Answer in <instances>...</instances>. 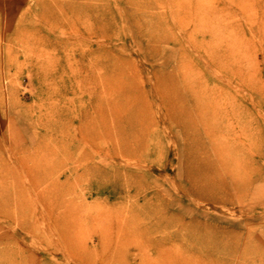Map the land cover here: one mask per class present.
<instances>
[{"label": "rangeland", "instance_id": "rangeland-1", "mask_svg": "<svg viewBox=\"0 0 264 264\" xmlns=\"http://www.w3.org/2000/svg\"><path fill=\"white\" fill-rule=\"evenodd\" d=\"M181 75L192 86L184 96L193 92L210 106L208 125L217 131L186 136L172 120L160 93ZM117 91L141 99L131 130L117 126L115 117L124 118L130 106ZM91 108L105 113L108 138L74 143ZM69 122L72 140L57 144L58 134L47 127ZM196 140L205 150L195 149ZM210 143L222 145L214 157L226 159L228 169L215 176V190L198 196L191 188L194 159L212 157ZM85 154L109 165L101 179H73ZM19 160L27 168L41 163L43 183L35 186ZM3 188L10 201L0 202V264H77L50 230L49 209L57 216L73 209L82 223L78 241L102 253L93 227L133 219L150 225L145 215L158 207L157 198L171 207L169 215L186 212L185 220L197 218L207 234L246 233L252 248L264 252V0H0ZM166 233L129 228L127 248L147 254L144 242ZM186 244L168 246L187 259L206 253ZM221 248L206 264H238L232 245Z\"/></svg>", "mask_w": 264, "mask_h": 264}, {"label": "bare ground", "instance_id": "bare-ground-1", "mask_svg": "<svg viewBox=\"0 0 264 264\" xmlns=\"http://www.w3.org/2000/svg\"><path fill=\"white\" fill-rule=\"evenodd\" d=\"M185 77L181 75V77H179L178 79L181 82L182 78H184L188 83L189 80H187V78ZM178 79H176L175 81L172 77L171 84L169 85L166 84L167 85L166 89H161V93H160L161 100L163 101L167 111H169L172 120H174L175 123H177L179 127H181L182 132L185 133L186 136L193 135V137L196 138V136L199 135V133L207 134L209 133V131H213L214 129L210 128L207 121V117L209 116V111L207 109L210 106L209 105L202 106L199 102L200 96L196 95L193 92L190 95L187 94V96H184L185 90L190 89V87L192 86L189 82L190 85L188 84L187 86L184 85L183 87H179L177 84ZM101 81L104 83L103 79ZM191 81L193 80L191 79ZM116 82H114L115 83L114 85H116L114 87L122 88L123 91H125L126 85L122 86L124 83L118 82V84H116ZM158 89L160 91V88ZM117 93L122 94V91H117ZM122 95L125 98L126 102L130 103V106L127 105L126 108H124V111L127 112V115L124 118L118 119V117H115V120L117 121V124H119L117 126L126 124V130H131L135 122L136 113L139 114L138 112H140L139 109H137L140 106L137 105L138 101L136 100V99H140V97L138 95H133V97H129L128 95L125 94V92H123ZM206 96L207 97H205V99L209 98V95ZM133 102L134 105H132ZM120 105L122 106V104ZM105 116L106 115L102 111V109L96 115L94 114L93 108H91V110L87 111L86 113H83L84 119L83 120L81 119L79 125L77 126V134L79 138L75 139L74 143H78L79 141H87L89 143L91 142L94 143L95 142L94 140H96L97 137H100V139L108 138L107 136L108 131L106 132L107 120H105ZM71 128H73L72 122L64 123L60 126H55L53 128L47 127L48 130L58 134L59 138L57 139V144L60 145L66 144L69 139L72 140L71 137L73 134H71L72 132ZM214 131H217V129ZM120 135L123 136V133L121 132ZM195 143H196V148H195L196 150H200V151L205 150V147L202 146L201 141L196 140ZM211 144L212 143H210V146L212 147L211 148L213 154L212 157L220 155L222 150L221 149L222 145L220 146L219 144H215L216 145L215 146ZM241 144L243 143L241 142ZM193 150H194V146H193ZM84 157L85 158L83 160L86 162V165L85 167L83 166L84 168H82L81 171H75V173L73 174L75 177L73 179H75V181L76 180L79 181L83 179L90 180L91 178H96V180L99 178L101 179L104 176V170L107 169L109 165L103 166L101 164L94 163V161L92 160L93 157L91 155L89 156V154H85ZM212 157L204 156L202 157L201 160H199L197 156L195 157L194 160L196 161L192 170L193 184L191 186V188L193 189V194L202 196L203 191L201 189L207 191L215 190L217 188L215 176L217 177V175H219V172L221 173L222 170L224 171L225 169H228V164H227L228 162L225 161L226 159L222 160L220 158L219 160L216 157L212 159ZM18 162L23 172L29 174L28 175L29 177L28 176L26 177L28 178L32 177L31 182L32 181H33L32 183L35 182L34 183L36 184L35 186H37V184H39L40 182L43 183V177L40 176L43 173V167L41 163L38 164L36 162V164L34 163L35 167L31 166L30 168H27V166L24 167V163L21 160H19ZM236 165H234V167ZM230 168L232 169V167ZM19 172H21V170ZM236 172L238 173L239 170ZM20 174L18 176L23 175ZM16 177L13 176V178L15 179ZM230 187L231 188L235 187L236 189L237 187L236 182L234 183L233 181V183L230 184ZM219 189H223V187L220 186ZM21 192H22V188H21ZM19 196L21 197L20 194ZM0 197H1L0 202L5 206H8L10 201L9 191L4 190L3 188L2 191H0ZM157 199L158 202L155 201V204L158 207H154L153 210H151L150 216L145 215V217L153 220L150 225L149 224L140 225L139 223H137L136 221L137 219H133L131 220L130 225L127 224L125 225V222L119 223L117 221L111 220L112 222H110L109 225H106V227L105 226L93 227L94 229L97 230V232L99 231V233H101L99 248L102 249V253H100L96 249L89 248L83 242L78 241L77 235H79V231H80L79 228H81L80 225L82 223H80L81 219H78V214L76 212L74 213L73 209L70 211V209L67 208L66 210L67 213H64L61 216H57L54 213H51L53 211L52 209H49L47 210L46 213L47 216H45V219L49 222L50 230L59 237V240L63 248L65 249V253L68 255V257L75 260L77 264H206V263H211L212 261H216V259L213 257H215V255H217L223 249L221 247L224 246L229 247L230 245H232V248L229 249L230 256L234 255L236 257L237 260L236 262H238V264H248L250 262L251 263L259 262V264H264V252L258 251L257 249L254 250L252 248L251 239H249L246 233L242 234V233L234 232L233 235H231V237L227 234L230 238L227 237L224 233L213 232L211 234H207V232H211L205 227L207 225L201 224L202 222L198 221L197 218L190 217L188 221L185 220L184 217L186 212L180 215H169L168 210L171 207L166 203L162 202L160 198ZM40 200L43 199L40 197ZM20 201L18 202L17 200L15 202L16 209L18 211H20L22 206H24V204L22 205ZM1 210L2 209L0 207V213ZM181 210L184 211L183 208ZM132 216H138V214L137 213L132 214L130 217L132 218ZM107 220H110V218H107ZM141 220L142 219H139V221ZM194 223H197L198 226ZM90 226L88 227L91 228ZM176 227H178L177 229H180L181 232L176 233L175 231ZM129 228L131 229V231H139V233H145V234L147 233L149 235H151V233H157V232L166 233L171 229L172 232L166 233V235H164L163 238L159 239V241L158 240L152 241L148 239L147 243L144 242L145 244H147V247L149 248L148 253L150 251L152 255L150 253L146 254V251H144V249L143 252L146 255L142 252H140L141 254L139 253L133 254L131 253L130 248H127L128 244L131 242L126 235ZM213 234L216 235L214 236ZM177 240L184 241L185 243H187L186 245L195 246L197 247V249L199 248L198 250H204L206 251V253L205 254H203V252L197 253L198 255H195L194 259H192L191 255H189V259L183 258L181 257L180 254L176 252L175 249H172V247L168 246V244L173 243ZM139 250L142 251V249ZM251 252H253L252 255H250ZM200 254H202V256H199ZM194 261L197 263H194Z\"/></svg>", "mask_w": 264, "mask_h": 264}]
</instances>
